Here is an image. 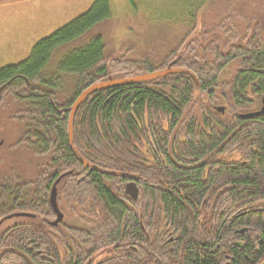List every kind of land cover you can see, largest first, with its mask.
I'll return each instance as SVG.
<instances>
[{
	"label": "trees",
	"instance_id": "obj_1",
	"mask_svg": "<svg viewBox=\"0 0 264 264\" xmlns=\"http://www.w3.org/2000/svg\"><path fill=\"white\" fill-rule=\"evenodd\" d=\"M215 9L208 21L191 13L156 64L86 36L110 12L109 0H94L0 67V264L264 259V113L240 116L264 94V10L245 14L243 0ZM171 60L176 71L88 94L69 138L86 87ZM15 212L31 215L8 223Z\"/></svg>",
	"mask_w": 264,
	"mask_h": 264
},
{
	"label": "rangeland",
	"instance_id": "obj_2",
	"mask_svg": "<svg viewBox=\"0 0 264 264\" xmlns=\"http://www.w3.org/2000/svg\"><path fill=\"white\" fill-rule=\"evenodd\" d=\"M93 1L0 0V67L24 59L38 39L84 12ZM209 1L213 2L211 6ZM209 1L109 0V15L91 27L86 36L99 32L104 51L112 56H145L157 64L188 29L191 13L205 21L216 13L221 0ZM243 4L248 9L243 10L245 14H250L252 8L264 10V0H243ZM171 62L174 60L166 66Z\"/></svg>",
	"mask_w": 264,
	"mask_h": 264
},
{
	"label": "water",
	"instance_id": "obj_3",
	"mask_svg": "<svg viewBox=\"0 0 264 264\" xmlns=\"http://www.w3.org/2000/svg\"><path fill=\"white\" fill-rule=\"evenodd\" d=\"M171 64H172V62L169 63L163 69L149 71V72H144V73L133 75V76L117 77V78L108 77L105 80L92 83L91 85L86 87L83 91H81L78 94V96L75 98L74 102L71 105L70 113H69V121H68L69 138H71V119H72V116H73L76 108L80 104V102L88 94H90V93H92V92H94V91H96L98 89L108 88V87L117 86V85H123V84H129V83L140 81V80H147V79H151V78H154V77H157V76L168 74V73H170L172 71H176L177 68L171 67L170 66ZM260 103L261 104H260V107L258 109L240 113V116L241 117H251V116H253L255 114L264 113V94L260 98ZM215 109L218 110V111H223L224 107L218 105V106H215ZM59 178H60V176L53 182V184L51 186V189H50V192H49V203H50V205H51V207H52V209H53V211L55 213V218L51 221V224H53V225L57 224L63 217V214L61 213V211L57 207V203H56V187H55V185H56V182L58 181ZM137 191H138L137 187H136V185H135V183L133 181L127 182L125 184V192L129 196H131L132 198H136ZM19 215L29 216L31 214L27 213V212H15V213L8 214L5 217L9 218V217H12V216H19ZM225 264H229V262H226ZM259 264H264V259Z\"/></svg>",
	"mask_w": 264,
	"mask_h": 264
},
{
	"label": "flooded vegetation",
	"instance_id": "obj_4",
	"mask_svg": "<svg viewBox=\"0 0 264 264\" xmlns=\"http://www.w3.org/2000/svg\"><path fill=\"white\" fill-rule=\"evenodd\" d=\"M260 104H261V103H260ZM259 107H260V105H259ZM259 107H258V108H259ZM226 262H229V261H226ZM226 262H225V263H226ZM225 263H224V264H225ZM229 264H230V263H229Z\"/></svg>",
	"mask_w": 264,
	"mask_h": 264
}]
</instances>
